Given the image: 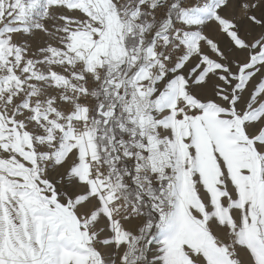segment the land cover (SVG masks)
<instances>
[{
	"label": "rangeland",
	"instance_id": "obj_1",
	"mask_svg": "<svg viewBox=\"0 0 264 264\" xmlns=\"http://www.w3.org/2000/svg\"><path fill=\"white\" fill-rule=\"evenodd\" d=\"M132 33L142 53L128 45ZM213 73L205 93L200 82ZM78 119L92 132L90 159L79 147L85 137L73 138ZM110 120L117 132L100 127ZM203 120L227 165L193 150ZM233 152L245 167L258 161L253 180ZM177 179L200 213L189 222L203 257L186 264H264V219L255 213L264 186V0H0V264L62 256L95 264L92 254L105 256L124 236L123 264H158L152 250L164 244ZM133 184L140 207L121 189ZM239 189L258 204L238 209L242 220L225 209L223 226L201 194L220 209ZM105 202L121 219L116 228L98 214Z\"/></svg>",
	"mask_w": 264,
	"mask_h": 264
},
{
	"label": "bare ground",
	"instance_id": "obj_2",
	"mask_svg": "<svg viewBox=\"0 0 264 264\" xmlns=\"http://www.w3.org/2000/svg\"><path fill=\"white\" fill-rule=\"evenodd\" d=\"M243 22V21H242ZM245 25V24H244ZM246 25H250L248 22H246ZM247 33V32H246ZM230 40V39H229ZM237 45V44H236ZM238 49V48H237ZM240 50V49H239ZM231 51V50H230ZM99 73V72H98ZM100 75V74H99ZM98 75V76H99ZM214 73L211 75V77L209 78H206V79H203L201 82H200V85L201 86L200 88H203V90H205V93H207L208 91H210L212 88H213V81H214ZM209 94V93H208ZM176 102V101H175ZM178 105V102L172 106V108L175 110H178L179 106ZM168 111L171 110V108H168L167 109ZM180 110V109H179ZM171 112V111H170ZM87 113V112H86ZM169 113V112H168ZM169 115V114H167ZM175 119V118H174ZM173 119V120H174ZM79 120V119H78ZM208 120V119H207ZM76 122V121H75ZM166 122V137L168 138V146H169V151H173V147H174V144H173V128L171 127V125L169 124L168 120L165 121ZM203 124H202V131L200 132H195V133H198V135L196 136L197 140L196 142L194 143V145L196 146H193V150H197V147L200 148V147H204L205 148V151L203 150L204 148H202L203 152H205L204 154H207L208 158L212 155V152H215L217 155L216 156H219L220 160L225 164L227 165L228 161H229V158L226 157L225 155V146L222 144H220V142L218 143V138L217 136H219L215 129L213 130L212 126H210L209 124L210 123H207L206 121L203 120ZM211 122V121H210ZM178 123V122H177ZM79 127H77V131L76 133H74V137H76V134L79 135L81 134L83 137H85L83 139V142L79 145V147H81V154L85 157H89L90 155V149H89V143L91 141V137H92V132L90 129L84 127V124L81 120L77 121V123ZM195 124V123H194ZM194 126V125H193ZM196 126L198 127V125L196 124ZM195 126V127H196ZM73 127V126H72ZM200 127V126H199ZM175 128V127H174ZM201 129V128H200ZM199 129V130H200ZM198 130V128L196 129ZM203 130L204 132L207 133L208 135V138H204L203 137ZM221 130L222 127H221ZM185 133V132H184ZM221 133V132H220ZM222 134V133H221ZM222 138H223V135H221ZM76 140V139H75ZM74 141V140H73ZM227 142V141H226ZM227 146V145H226ZM215 150H214V148ZM229 148H232V145H228ZM228 147H226V149H228ZM72 148V147H70ZM191 148V147H190ZM212 148H213V151H212ZM66 149V148H65ZM71 150V149H70ZM78 150V149H77ZM201 150V149H200ZM199 150V151H200ZM69 152V150H68ZM70 153V152H69ZM195 153V151H194ZM184 154V153H183ZM202 154V152H201ZM85 157V158H86ZM203 157V156H202ZM234 160H235V163L238 164L240 166V168H246V170L249 172V174L251 175V180H253V169H255V166L256 164L258 163V161L254 162L253 164V158L251 159V162L248 163L245 167V165H242L240 162H239V153L238 152H233V155L231 156ZM88 159V160H89ZM206 159V158H205ZM202 160V159H201ZM93 161V160H92ZM204 161V159H203ZM208 161V160H207ZM205 161V163L207 162ZM89 162V161H87ZM86 162V163H87ZM204 165V164H203ZM207 165V164H206ZM94 165H92L91 167L93 168ZM90 167V168H91ZM214 168V167H213ZM239 168V169H240ZM203 169V168H202ZM90 170V169H88ZM95 170V169H94ZM101 170V169H100ZM223 170V169H222ZM236 170V169H235ZM245 170V171H246ZM92 171V170H91ZM256 171V170H255ZM241 173V172H240ZM85 174V173H84ZM88 174V173H87ZM225 174V173H224ZM258 175V174H257ZM85 176V175H84ZM89 176V175H88ZM222 177L224 176L223 174L221 175ZM84 180L87 179V176L83 177ZM189 181V180H188ZM86 182V181H85ZM257 182V181H256ZM253 183V182H252ZM228 184V183H227ZM256 184V183H255ZM87 185V184H86ZM174 190H173V193H172V198H173V205H172V208L170 210L171 212V217L169 219V228L166 229V235L164 237V239L162 241H164V244L163 246H161V248H157L156 249L154 248L152 250V255L153 254H158L159 255V263L158 264H186V262H189L191 263L193 260H195L196 258H202L203 256L202 255H199L198 253L199 252V249H201V239L199 237V235L197 234V232H194L197 228L196 227H192L190 222H189V217L190 218H194L195 217V214L199 215L200 213L198 212V210L196 209L197 208V205L196 203H194V201H190V199H188V201L186 202L184 199H183V194L181 193L180 191V187H179V181L178 179L175 181V184H174ZM253 185V184H252ZM256 186V185H255ZM254 186V187H255ZM89 188V186H87ZM191 187V186H190ZM213 191V190H212ZM256 191V190H255ZM183 192V191H182ZM260 192V191H259ZM92 195L91 197L92 198H95V193H96V190L93 189L92 190ZM231 193V197L235 198V203L232 205V206H221V208L219 209L218 207V202H214L213 199L211 197H209L208 195L202 193L201 194V198L203 199V202H205V204L207 205L208 209H207V213L209 211V213H211L210 215H214V212L215 210H220L221 212V222H222V225L223 226H226V223L225 222V217H226V211L225 209L228 211V213H232L236 218L238 219H241L240 218V215H239V210H242V209H246V211L248 210L249 212V209L251 208L252 210L254 209L252 207L253 205V201L255 203L258 204V201L260 198H257V197H254V199L249 200L250 198L246 197L247 196V192L245 189H239V190H235L233 192H230ZM79 195V193H78ZM84 195V194H82ZM89 195V194H88ZM255 195V193H254ZM256 196V195H255ZM90 197V198H91ZM104 197V196H103ZM76 198V197H75ZM74 198V199H75ZM261 198H262V203H261V208L260 210L258 211V209H255V213L259 216L260 214H263V219H264V186L262 187V195H261ZM100 199V198H99ZM106 199V198H105ZM98 200V199H97ZM96 200V201H97ZM93 202V201H92ZM69 203V202H68ZM99 201L97 202V205H98ZM106 206L108 207V209L106 208V210L104 211V213L97 209L99 211L98 214H100V216L102 215V217L104 216L106 218V220H108L111 225L113 226V228H116L120 223H121V219L120 218H116V217H113L112 215V212H111V209H109V206L108 204L105 202ZM99 206V205H98ZM64 207V206H63ZM62 207V208H63ZM104 207V205H103ZM98 208V207H97ZM100 208V207H99ZM67 209V208H66ZM101 209V208H100ZM65 210V209H64ZM204 210V209H203ZM81 212H83V209L80 210ZM87 211V210H86ZM72 212V211H71ZM67 213V212H66ZM65 213V214H66ZM194 213V214H193ZM251 213V211L249 212ZM71 214V213H70ZM73 216V215H71ZM99 216V217H100ZM76 217V216H75ZM74 217V218H75ZM90 218V217H89ZM98 218V217H97ZM96 218V219H97ZM77 219V217H76ZM100 220H102V218L100 217L99 218ZM73 220V218H72ZM78 220V219H77ZM76 220V221H77ZM83 220V219H82ZM86 220V219H85ZM104 220V219H103ZM102 220V221H103ZM242 220V219H241ZM139 221V220H138ZM99 222V221H98ZM128 224H133L134 223V220H130L128 219L127 220ZM209 223V222H208ZM212 223V222H211ZM210 223V224H211ZM88 225V224H87ZM106 225V224H105ZM167 225V224H166ZM166 228V227H164ZM191 228H193L191 230ZM210 229V228H209ZM236 230V229H235ZM104 231V230H103ZM102 231V232H103ZM162 231V230H161ZM164 231V230H163ZM113 233V231L111 232V234ZM162 233V232H161ZM101 234V233H100ZM115 234V232H114ZM215 234V233H214ZM113 236V235H112ZM119 236V235H118ZM161 237V236H160ZM163 237V236H162ZM115 238V237H114ZM161 240V239H160ZM127 236H124L118 240H116V243L115 244H112V245H108V246H105L104 250L108 249V253H105L106 255L104 256L102 254V252H99V254L97 255L96 257V254H92L89 258H92L94 259V262L95 264H123V261L125 260L126 256H127ZM158 241V240H157ZM98 243V242H97ZM96 243V244H97ZM112 243V242H111ZM66 244V243H64ZM99 244V243H98ZM155 244V243H154ZM204 244V243H202ZM68 244H66L67 246ZM156 245V244H155ZM158 245V244H157ZM61 246V245H59ZM98 246V245H97ZM79 248V247H78ZM85 248V247H84ZM83 248V249H84ZM81 249V248H80ZM85 250V249H84ZM208 250V248H207ZM61 251V249H60ZM64 251V249L62 250ZM68 251V250H67ZM63 253V252H62ZM66 253V252H65ZM91 254V253H90ZM66 255V254H64ZM151 255V254H150ZM61 256V255H60ZM151 258V257H150ZM58 260V259H57ZM66 260V257L65 256H62L57 262L56 264H66L65 261ZM195 263V262H194ZM67 264H69L67 262ZM71 264V263H70ZM74 264H80L79 262H75ZM84 264V263H83ZM88 264V263H86ZM188 264V263H187ZM214 264V263H213Z\"/></svg>",
	"mask_w": 264,
	"mask_h": 264
},
{
	"label": "trees",
	"instance_id": "obj_3",
	"mask_svg": "<svg viewBox=\"0 0 264 264\" xmlns=\"http://www.w3.org/2000/svg\"><path fill=\"white\" fill-rule=\"evenodd\" d=\"M108 101H110L109 98H108ZM95 116H98V115H95ZM111 124L112 123H111V120H110L105 126L104 125H100V127H103L105 129V131H106L107 127H108V130H109ZM112 125H113V128H114V131L117 132V127L115 126V124L113 123ZM99 132H101L100 128H99ZM99 136H100V133H99ZM105 141H106L105 139L104 140H101V144H104ZM99 143H100V139H99ZM108 158H110V157H108ZM106 164L109 166V168L112 166V164H110L108 161H106ZM116 167H118L117 168V171L118 172H121L122 169H124L123 166L120 165V163L117 166H114V168H116ZM121 189L123 190V194L125 196V199H127L131 203H134L136 205H139V207H140V205H141V197H139V196H141V194L137 190V186H135L133 184L129 188L122 187Z\"/></svg>",
	"mask_w": 264,
	"mask_h": 264
},
{
	"label": "crops",
	"instance_id": "obj_4",
	"mask_svg": "<svg viewBox=\"0 0 264 264\" xmlns=\"http://www.w3.org/2000/svg\"><path fill=\"white\" fill-rule=\"evenodd\" d=\"M138 24H135V27L137 26ZM140 26H142V24H140ZM136 36L132 33L129 37V40H128V45L130 47H132L135 52H141L142 53V45L144 43V41H140L139 43V46H136L138 41H137V38H135Z\"/></svg>",
	"mask_w": 264,
	"mask_h": 264
}]
</instances>
